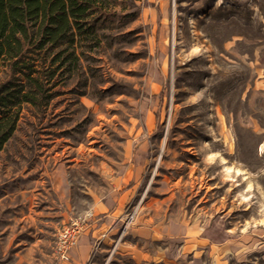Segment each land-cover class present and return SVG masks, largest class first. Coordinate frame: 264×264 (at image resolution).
Masks as SVG:
<instances>
[{"label": "rangeland", "instance_id": "374dc122", "mask_svg": "<svg viewBox=\"0 0 264 264\" xmlns=\"http://www.w3.org/2000/svg\"><path fill=\"white\" fill-rule=\"evenodd\" d=\"M118 3L0 151V264L86 211L81 264H264V0Z\"/></svg>", "mask_w": 264, "mask_h": 264}, {"label": "trees", "instance_id": "16d2710c", "mask_svg": "<svg viewBox=\"0 0 264 264\" xmlns=\"http://www.w3.org/2000/svg\"><path fill=\"white\" fill-rule=\"evenodd\" d=\"M124 1L0 0V70H9L0 83V151L16 130L21 106L48 103L46 84L60 68L77 64L76 45L96 41Z\"/></svg>", "mask_w": 264, "mask_h": 264}, {"label": "built area", "instance_id": "2783aa9c", "mask_svg": "<svg viewBox=\"0 0 264 264\" xmlns=\"http://www.w3.org/2000/svg\"><path fill=\"white\" fill-rule=\"evenodd\" d=\"M94 220L95 214L92 211H86L70 218L69 222L58 232L54 257L59 262L69 261L71 252L77 246L80 237Z\"/></svg>", "mask_w": 264, "mask_h": 264}, {"label": "crops", "instance_id": "0c3cea01", "mask_svg": "<svg viewBox=\"0 0 264 264\" xmlns=\"http://www.w3.org/2000/svg\"><path fill=\"white\" fill-rule=\"evenodd\" d=\"M95 214L97 216L99 215L98 213ZM103 227L104 224L98 225L97 222L92 224L80 237L77 246L71 252L70 259L66 264H81L82 262L86 261L89 252V238L90 236L92 237L96 233H101Z\"/></svg>", "mask_w": 264, "mask_h": 264}]
</instances>
